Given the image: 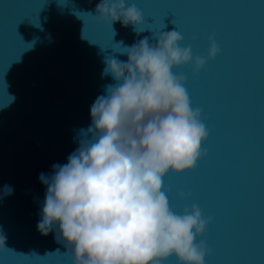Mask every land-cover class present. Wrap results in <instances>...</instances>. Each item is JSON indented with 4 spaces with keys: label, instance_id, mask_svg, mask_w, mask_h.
I'll use <instances>...</instances> for the list:
<instances>
[{
    "label": "water",
    "instance_id": "95a60500",
    "mask_svg": "<svg viewBox=\"0 0 264 264\" xmlns=\"http://www.w3.org/2000/svg\"><path fill=\"white\" fill-rule=\"evenodd\" d=\"M129 2L145 16L139 36L133 25L98 22L100 0H0V190L14 189L0 200V264H73L55 232L37 231L47 191L39 176L67 163L92 104L114 83L102 77L105 58L126 62L121 46L172 30L193 56H207L213 34L221 51L195 75L174 69L209 136L194 170L165 177L170 206L197 204L213 218L197 238L211 249L206 264H264V0Z\"/></svg>",
    "mask_w": 264,
    "mask_h": 264
},
{
    "label": "clouds",
    "instance_id": "9594fccd",
    "mask_svg": "<svg viewBox=\"0 0 264 264\" xmlns=\"http://www.w3.org/2000/svg\"><path fill=\"white\" fill-rule=\"evenodd\" d=\"M96 13L98 22L133 25L137 36L145 31L143 12L129 0H100ZM152 39L120 45L116 52L126 62L105 58L102 77L114 83L92 104L91 124L78 131V147L67 163L39 176L47 191L37 231L55 232L73 264H166L172 257L177 264H206L211 255L206 241L197 238L213 218L197 204L173 210L172 186L164 180L194 170L208 155L202 111L192 106L187 76L174 69L188 65L195 75L221 49L215 34L208 38L206 57L182 47L177 30L153 33ZM13 192L4 185L0 200ZM178 195L187 199L192 193ZM5 250L0 235V251Z\"/></svg>",
    "mask_w": 264,
    "mask_h": 264
},
{
    "label": "snow or ice",
    "instance_id": "6c2138e0",
    "mask_svg": "<svg viewBox=\"0 0 264 264\" xmlns=\"http://www.w3.org/2000/svg\"><path fill=\"white\" fill-rule=\"evenodd\" d=\"M174 20H175V19H174ZM174 20H173V21H174Z\"/></svg>",
    "mask_w": 264,
    "mask_h": 264
}]
</instances>
